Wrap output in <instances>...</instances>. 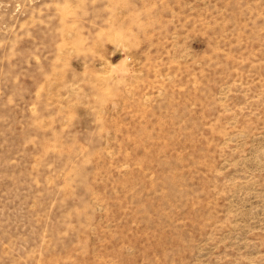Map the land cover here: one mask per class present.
Segmentation results:
<instances>
[{
  "label": "rangeland",
  "instance_id": "374dc122",
  "mask_svg": "<svg viewBox=\"0 0 264 264\" xmlns=\"http://www.w3.org/2000/svg\"><path fill=\"white\" fill-rule=\"evenodd\" d=\"M0 264H264V0H0Z\"/></svg>",
  "mask_w": 264,
  "mask_h": 264
}]
</instances>
